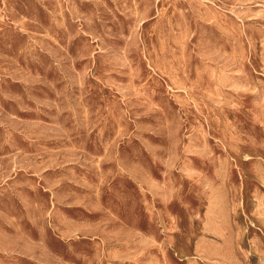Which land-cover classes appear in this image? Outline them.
Here are the masks:
<instances>
[{
    "label": "rangeland",
    "instance_id": "rangeland-1",
    "mask_svg": "<svg viewBox=\"0 0 264 264\" xmlns=\"http://www.w3.org/2000/svg\"><path fill=\"white\" fill-rule=\"evenodd\" d=\"M0 264H264V0H0Z\"/></svg>",
    "mask_w": 264,
    "mask_h": 264
}]
</instances>
